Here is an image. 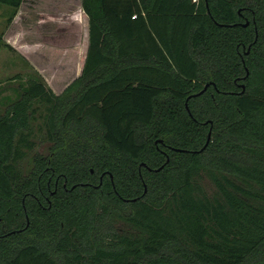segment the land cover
<instances>
[{"label": "trees", "instance_id": "trees-1", "mask_svg": "<svg viewBox=\"0 0 264 264\" xmlns=\"http://www.w3.org/2000/svg\"><path fill=\"white\" fill-rule=\"evenodd\" d=\"M82 7L81 75L0 114V264H264V0Z\"/></svg>", "mask_w": 264, "mask_h": 264}, {"label": "rangeland", "instance_id": "rangeland-1", "mask_svg": "<svg viewBox=\"0 0 264 264\" xmlns=\"http://www.w3.org/2000/svg\"><path fill=\"white\" fill-rule=\"evenodd\" d=\"M12 14V7L0 4V114L4 113L11 100L17 98L21 88L30 79L40 78L56 94H61L82 73L74 68H77L81 60L82 46L86 39L85 20L81 22L82 19L77 17L80 28L77 38L81 39L72 41V38L67 37L65 45L61 46L56 39H43L41 11L36 12L31 6L24 4L8 23ZM65 21H69V16ZM33 106L30 129L33 148H23L26 155L18 163V168L23 173L32 168L34 155L38 152L47 154L50 146L45 136L44 124L48 106L38 102ZM205 184L210 187L207 180Z\"/></svg>", "mask_w": 264, "mask_h": 264}, {"label": "crops", "instance_id": "crops-1", "mask_svg": "<svg viewBox=\"0 0 264 264\" xmlns=\"http://www.w3.org/2000/svg\"><path fill=\"white\" fill-rule=\"evenodd\" d=\"M24 4L31 6L36 12L41 11L43 39L46 37L56 39L61 46L65 45L67 37L72 38V41L81 39L77 38L80 35L77 21L78 18L82 19L81 22L85 20L86 39L82 46L81 60L77 68H74L75 71L82 72L89 47V18L83 10L82 0H25L22 5ZM67 16L69 21H65Z\"/></svg>", "mask_w": 264, "mask_h": 264}, {"label": "water", "instance_id": "water-1", "mask_svg": "<svg viewBox=\"0 0 264 264\" xmlns=\"http://www.w3.org/2000/svg\"><path fill=\"white\" fill-rule=\"evenodd\" d=\"M248 24V22H246V24L245 25H247ZM207 87V86H206ZM209 138H210V135H209Z\"/></svg>", "mask_w": 264, "mask_h": 264}]
</instances>
